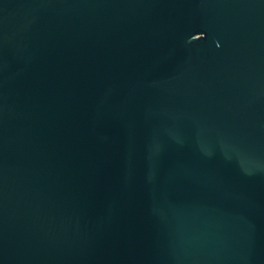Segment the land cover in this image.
Instances as JSON below:
<instances>
[{"label":"water","instance_id":"1","mask_svg":"<svg viewBox=\"0 0 264 264\" xmlns=\"http://www.w3.org/2000/svg\"><path fill=\"white\" fill-rule=\"evenodd\" d=\"M0 264H264V0H0Z\"/></svg>","mask_w":264,"mask_h":264}]
</instances>
